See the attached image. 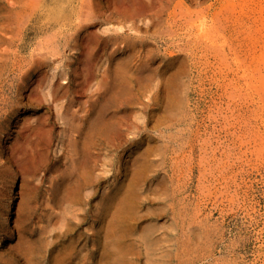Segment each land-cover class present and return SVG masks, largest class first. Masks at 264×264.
<instances>
[{"label":"rangeland","instance_id":"obj_1","mask_svg":"<svg viewBox=\"0 0 264 264\" xmlns=\"http://www.w3.org/2000/svg\"><path fill=\"white\" fill-rule=\"evenodd\" d=\"M19 1L0 264H264V0Z\"/></svg>","mask_w":264,"mask_h":264},{"label":"bare ground","instance_id":"obj_2","mask_svg":"<svg viewBox=\"0 0 264 264\" xmlns=\"http://www.w3.org/2000/svg\"><path fill=\"white\" fill-rule=\"evenodd\" d=\"M15 1H16V0H15ZM22 1H23V0H22ZM22 1H19V3H20V2L22 3ZM33 1H34V0H33ZM11 2H12V1H11ZM25 2H27V0H26ZM41 2L45 4V3H47V0H41ZM105 2H106V1H105ZM117 2H118V1H117ZM35 3H36V2H35ZM84 3H85V2H84ZM88 3H89V1H88ZM90 3H92V2H90ZM113 3H114V2H113ZM13 4H14V3H13ZM15 4H16V3H15ZM86 4H87V3H86ZM116 4H117V3H116ZM17 5H18V4H17ZM20 5H22V4H20ZM23 5H24V4H23ZM96 5H97V4H96ZM108 5H109V4H108ZM118 5H119V4H118ZM88 6H89V5H88ZM98 6H99V5H98ZM9 7H10V5H9ZM44 7H45V9H46V11H47V10H48V9H47V4H45ZM112 7H114V6H112ZM15 8H16V7H15ZM34 8H35V6H34ZM34 8H32V9H34ZM6 9H7V8H6ZM11 9H14V8H11ZM32 9H31V10H32ZM91 9H92V8H91ZM111 9H112V8H111ZM113 11H114V10H113ZM115 11H116V10H115ZM118 11H119V10H118ZM9 12H10V11H8V13H9ZM13 12H14V10H13ZM115 13H116V12H115ZM117 13H118V12H117ZM16 14H17V13H16ZM101 14H102V13H101ZM123 14H124V13H123ZM6 15H7V14H6ZM19 15H20V14H19ZM19 15H18V16H19ZM26 15H27V14H26ZM16 17H17V15H16ZM25 17H26V16H25ZM27 17H28V16H27ZM24 20H25V19H24ZM2 27H3V25H2ZM50 36H51V35H50ZM45 39H46V37H45ZM49 39H50V38H49ZM45 42H46V41H45ZM44 44H45V43H44ZM10 45H11V44H10ZM42 46H43V45H42ZM45 57L47 58V55H46ZM45 61H46V60H45ZM14 62H15V61H14ZM19 79H20V78H19ZM105 82H106V81H105ZM105 85H109V84H105ZM46 96H47V95H46ZM44 100H45V99H44ZM78 113H79V112H78ZM72 116H73V114H72ZM88 122H89V121H88ZM99 123H100V122H99ZM74 124H76V123H74ZM92 124H93V123H92ZM93 125H94V124H93ZM107 125H108V124H107ZM79 126H80V125H79ZM79 126H78V127H79ZM77 129H78V128H77ZM99 129H100V128H99ZM69 130H70V129H69ZM74 130H75V129L73 128V132H74ZM89 131H91V130H89ZM75 132H78V131L75 130ZM75 132H74V133H75ZM74 133H73V134H74ZM66 134H67V133H66ZM70 134H71V133H70ZM75 134H76V133H75ZM90 134H91V132H90ZM71 135H72V134H71ZM80 135H81V134H80ZM72 136H73V135H72ZM72 136H71V137H72ZM70 140H71V139H70ZM72 141H74V140L72 139ZM75 141H76V140H75ZM72 143H73V142H72ZM75 144H76V143H75ZM70 145H71V144H70ZM73 145H74V143H73ZM29 146H30V145H29ZM75 146H76V145H75ZM75 146H74V147H75ZM74 147L72 146V149H74ZM72 151H73V150H72ZM74 153H75V149H74ZM153 227H154V226H153ZM152 237H153V236H152ZM32 239H33V238H32ZM31 244H32V243H31ZM146 244H147V243H146ZM146 244H145V245H146ZM160 244H161V243H160ZM109 246H110V245H109ZM147 250H148V249H147ZM164 253H165V252H164ZM156 255H157V254H156ZM122 257H123V256H122ZM137 257H138V256H137ZM35 260H36V259H35Z\"/></svg>","mask_w":264,"mask_h":264}]
</instances>
